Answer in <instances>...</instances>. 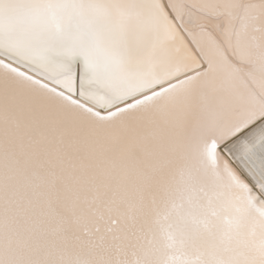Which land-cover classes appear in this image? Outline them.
Masks as SVG:
<instances>
[{
    "label": "snow or ice",
    "instance_id": "snow-or-ice-1",
    "mask_svg": "<svg viewBox=\"0 0 264 264\" xmlns=\"http://www.w3.org/2000/svg\"><path fill=\"white\" fill-rule=\"evenodd\" d=\"M0 264H264V0H0Z\"/></svg>",
    "mask_w": 264,
    "mask_h": 264
}]
</instances>
